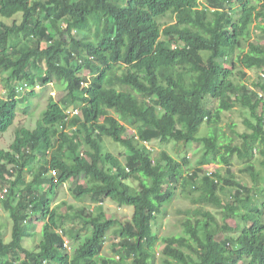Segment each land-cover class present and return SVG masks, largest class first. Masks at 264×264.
<instances>
[{"label": "trees", "instance_id": "16d2710c", "mask_svg": "<svg viewBox=\"0 0 264 264\" xmlns=\"http://www.w3.org/2000/svg\"><path fill=\"white\" fill-rule=\"evenodd\" d=\"M0 76V137L53 79L64 88L33 129L18 125L9 148H0V204L12 225L8 240L0 229V264H154L159 244L163 264H264V0H0ZM208 98L216 108L205 106ZM236 106L248 114V132L232 146L218 126ZM203 125L208 133L199 136ZM106 139L127 150L123 161ZM155 142L199 145L197 167L218 164L224 173L187 172L186 156L154 157L147 144ZM233 157L255 186L236 181ZM71 181L76 201L112 199L131 206V218L66 203L63 213L53 204ZM193 191L200 206L181 221L182 234L160 238L157 216L177 192ZM207 206L237 225L219 223ZM34 220L41 240L27 249L23 239L35 233L24 225ZM79 228L90 230L83 241ZM110 232L114 255L101 257Z\"/></svg>", "mask_w": 264, "mask_h": 264}, {"label": "rangeland", "instance_id": "374dc122", "mask_svg": "<svg viewBox=\"0 0 264 264\" xmlns=\"http://www.w3.org/2000/svg\"><path fill=\"white\" fill-rule=\"evenodd\" d=\"M20 15H17L15 17H19ZM14 17V18H15ZM16 21H19V19H15ZM168 19H165V22H167ZM49 31L53 34L56 33L55 29L51 26V24L48 25ZM255 33V31H254ZM31 31L28 30V33L26 35V40L29 41ZM59 36L65 41L69 42V39L66 37V33L63 31L59 34ZM257 36L256 33L254 34V37ZM249 76V80H254L256 73L255 72H247ZM250 82V81H249ZM36 92H41L39 88H36ZM64 95V88L60 81L53 79V82L49 84L45 92L40 94L38 93L35 97L31 99V108H30V114L29 115H23L19 114L17 116V119L15 120V123L11 127L10 131H8L6 134L0 137V148L2 149H8L11 145L14 134L13 130L15 127L21 124V126L29 129H33L35 127L36 121L39 118L40 112L46 107L49 98H53L55 101L61 100V98ZM6 96V89H5V82L4 79L0 76V98H4ZM213 101L211 98H208L205 101V106L209 108H216L217 104L212 105ZM248 114L241 110L239 107H234L231 111L226 112L222 115V121L218 128L220 129L219 132H223L225 137L230 139L232 142V146L239 145L240 139L238 138V134L247 133L248 129L246 126L243 125V120L246 118ZM232 125V126H229ZM135 130L132 128L127 129V133L131 134L134 133ZM208 133L207 126H201V130L199 133V136L206 135ZM106 145L108 150L113 153L115 156H117L122 161L124 160V156L128 154L127 150H125L122 146L119 144L113 142L110 139H106ZM147 147L149 150L152 151L153 156L155 157L157 153L161 150L167 151L173 158L179 160L183 156H186L191 160V166L188 168L187 172L191 171H200L203 172V174H209V176L214 178V174L223 175L224 173V167L222 165H216V164H206L200 167H197L196 162L200 161L201 159V146L193 144L189 147H183V145L180 146H174L173 144H168L165 146H160L158 143H150L147 144ZM261 146L258 142L254 143V156H255V163L258 166L257 160L259 159V151ZM232 172L236 177V181L246 187L255 186L253 183L250 175L246 172H243L246 165L242 161L238 160L236 157L232 158ZM31 179V176H26V181H29ZM79 183H84V178H78ZM73 181L67 183L63 187L59 189L58 195L56 196V199L54 201L53 206H62L63 203H66L68 206H74L76 210H80L83 207H88L90 210L93 211H101L105 214L107 218L114 219L118 222L126 221L131 218L132 215V207L131 206H118L117 203L112 199H105L103 204L95 206L92 205L89 199H86L84 202H78L76 201L70 193V188L72 187ZM131 185L136 187V182L131 181ZM232 191L229 187H226L225 192L220 194V198L225 204L230 200ZM177 196L173 200V202L167 206L166 213L165 214H159L157 216L158 218V225L153 229L154 233H156L160 238L164 237H170L174 235H181L182 234V228L180 226L181 221H184L187 216L191 215L193 209H196L200 205L194 204L191 201V198L196 196L198 193L197 191H193L192 197L186 198L184 196H181L179 192L176 193ZM1 198V196H0ZM253 198H258V196H254ZM241 208H243V204H240ZM66 206H62L61 210L64 213L66 211ZM208 210L216 214L219 219V223H225L230 229L234 228L237 223L235 219L231 218L229 220H225V222H221V214L219 209L213 208L211 206H207ZM41 223L34 220L31 223H26L25 230L34 232V238H24L23 243L24 247L27 249H36L38 244L41 240ZM65 229L70 227V224L64 225ZM0 229L2 232L5 233V239L8 240L10 238V232L12 229L11 221L7 218V215L5 211L3 210L1 204H0ZM77 236L80 238L81 241H83L89 234L90 230H87L86 228H79L77 230ZM67 243L73 244L69 239L67 240ZM116 244L115 235L113 232L108 233L105 245L102 251L101 257H112L114 255L112 251V246ZM73 249L75 248L74 245H72ZM71 247V245H70ZM163 248L162 244H159L157 247V257L154 262V264H163L162 263V253L161 250ZM72 249V251H73Z\"/></svg>", "mask_w": 264, "mask_h": 264}, {"label": "built area", "instance_id": "2783aa9c", "mask_svg": "<svg viewBox=\"0 0 264 264\" xmlns=\"http://www.w3.org/2000/svg\"><path fill=\"white\" fill-rule=\"evenodd\" d=\"M260 76H263V74H262V73H260Z\"/></svg>", "mask_w": 264, "mask_h": 264}]
</instances>
